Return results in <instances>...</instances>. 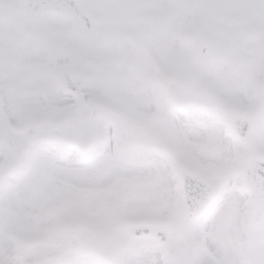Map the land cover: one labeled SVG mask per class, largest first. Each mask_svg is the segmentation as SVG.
<instances>
[{
  "label": "snow or ice",
  "instance_id": "obj_1",
  "mask_svg": "<svg viewBox=\"0 0 264 264\" xmlns=\"http://www.w3.org/2000/svg\"><path fill=\"white\" fill-rule=\"evenodd\" d=\"M0 264H264V0H0Z\"/></svg>",
  "mask_w": 264,
  "mask_h": 264
}]
</instances>
